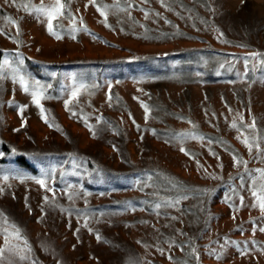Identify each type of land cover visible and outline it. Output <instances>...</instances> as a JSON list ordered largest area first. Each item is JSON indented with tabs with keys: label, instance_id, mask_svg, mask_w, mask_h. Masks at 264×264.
I'll return each instance as SVG.
<instances>
[{
	"label": "rangeland",
	"instance_id": "rangeland-1",
	"mask_svg": "<svg viewBox=\"0 0 264 264\" xmlns=\"http://www.w3.org/2000/svg\"><path fill=\"white\" fill-rule=\"evenodd\" d=\"M55 2L0 0L15 264H264V0Z\"/></svg>",
	"mask_w": 264,
	"mask_h": 264
},
{
	"label": "snow or ice",
	"instance_id": "snow-or-ice-1",
	"mask_svg": "<svg viewBox=\"0 0 264 264\" xmlns=\"http://www.w3.org/2000/svg\"><path fill=\"white\" fill-rule=\"evenodd\" d=\"M59 7H63V5L60 4V0H56V2L51 6V7H46L44 6L43 4L36 9V12L38 14H43V15H46L47 16V19H48V31L50 34L54 35L56 37V39H60L61 37L59 35H57L54 31H53V23H52V19L53 17L58 13L59 11ZM118 6V5H117ZM108 6L105 5V8H107ZM99 10V9H98ZM101 15H104V12L101 11L100 13ZM7 19L11 20L10 17H8ZM12 23H15V21H11ZM3 29H0V32H2ZM253 56V58H256L258 56H260L261 54L259 53H252L251 54ZM8 61L5 60L4 61V65H7ZM261 64H264V60H261ZM4 65H0V78H3V67ZM21 83H24L23 81V78H21ZM37 87H39L37 85ZM81 87H83V85H81ZM25 91H28L27 87H25ZM42 95L41 92L39 91H35L33 92V103H35L38 107L40 106V96ZM73 96H76V91H73L72 93ZM66 103V106H67V101L65 102ZM41 111L43 112V109L41 108ZM148 109H147V106H145V112L147 113ZM145 119H147V115L145 117ZM189 123H191L189 121ZM233 127H236L235 124H233ZM248 127L250 128H255V121L253 120V123L252 125H249ZM181 136H188L190 134L188 133H184V134H180ZM200 139H203V137H200ZM260 140H264V137H260L259 138ZM243 143H245L247 146H248V150L251 151L252 150V147L253 145H255V147L260 150V144H259V141L258 140H253L251 143L245 139L244 141H242ZM181 151L184 152L185 149L181 148ZM0 155H2V153H0ZM234 162L236 164H240V163H244L246 165V161H240V160H237L235 157H234ZM257 173H259V176H250V179L252 180L253 182V185H254V189L252 191V196L256 198L257 202H258V205H259V208L261 209V211H264V183H261L258 188L255 187L256 185V180L257 179H260L262 181H264V169H257L255 170ZM4 180H7L9 177L8 176H3L2 177ZM25 179H33L31 177H25ZM36 183H38L39 185H41L42 187L45 186V181L43 179H38L36 180ZM4 190L2 188H0V192H3ZM261 193L260 195H258L257 193ZM45 200L48 199V197H44ZM176 203L178 204L179 203V200L176 201ZM243 203V197H241V204ZM253 207H256L257 205L256 204H253L252 205ZM157 208L160 207L159 204L156 205ZM0 218H2L5 222L7 220L6 217H3V214L0 213ZM235 218V217H233ZM174 219V218H173ZM13 229H14V232L9 234L7 232L6 229H0V235H3V238H4V243L2 246H0V264H15V261L18 259L19 261H24L26 260L28 257L24 254H22L23 252V249L21 248L20 244H13L11 242L12 240V237L14 236V238L16 240H20L21 239V236H20V230L18 228L15 227V225H12ZM260 231H264V228H261ZM97 239L99 240L100 237L97 236ZM24 246L25 247H28L27 245V241L24 240ZM28 251L30 252V248H28ZM193 253L195 254L196 253V249L193 248ZM198 258V256H197Z\"/></svg>",
	"mask_w": 264,
	"mask_h": 264
},
{
	"label": "trees",
	"instance_id": "trees-1",
	"mask_svg": "<svg viewBox=\"0 0 264 264\" xmlns=\"http://www.w3.org/2000/svg\"><path fill=\"white\" fill-rule=\"evenodd\" d=\"M69 2H70V0H63L65 12H67L68 9H69ZM19 164H21L22 166H24V167H26V168H28L30 170L34 169V167L28 161H26L24 158H21L19 160Z\"/></svg>",
	"mask_w": 264,
	"mask_h": 264
}]
</instances>
